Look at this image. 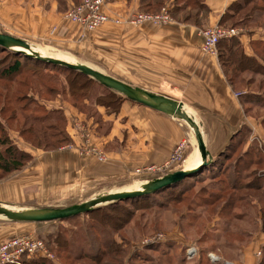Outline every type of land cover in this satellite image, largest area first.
Returning <instances> with one entry per match:
<instances>
[{"label":"crops","instance_id":"1","mask_svg":"<svg viewBox=\"0 0 264 264\" xmlns=\"http://www.w3.org/2000/svg\"><path fill=\"white\" fill-rule=\"evenodd\" d=\"M234 1L204 0L210 11L201 27L170 14V20L164 24H132L124 18L140 11L139 0H106L104 11L119 17L120 22L109 21L89 31L64 16L69 0H0V32L21 37L38 47L58 46L95 54L98 67L101 63L108 66L98 69L101 72L181 102L200 125L206 149L213 158L242 125L259 134L254 119L246 115L237 91L228 82L217 54H204L200 50L202 29L218 24L221 14ZM239 35L246 55L253 54L252 41L263 38L261 32ZM68 105L64 106L66 118L80 122L89 134L98 136L90 126L91 119L72 106L66 108ZM113 123L110 136L97 138L101 145L113 139L118 146L107 151L105 161L99 162L72 149L59 156V161L54 160L55 170L64 169L77 181L93 180L98 175L129 177L136 166L164 161L176 142L191 139L193 134L184 121L127 99L122 102L119 115L113 117ZM186 156L181 168L198 164L196 147L190 145ZM28 165L0 179V202H15L14 199L25 197L39 181V170ZM9 222L6 232H0V242L34 229L30 222ZM263 244L264 232L258 230L254 239L240 249L238 262L258 264L261 257L255 252Z\"/></svg>","mask_w":264,"mask_h":264},{"label":"trees","instance_id":"2","mask_svg":"<svg viewBox=\"0 0 264 264\" xmlns=\"http://www.w3.org/2000/svg\"><path fill=\"white\" fill-rule=\"evenodd\" d=\"M69 1L68 8L79 2V0ZM164 6L172 17L192 22L201 27H204L207 22L210 11L204 0H139V10L143 12L155 13ZM218 24L227 27L259 25L263 29L264 37V0H235L221 14ZM239 36L219 40L217 43V57L228 82L237 91L244 112L252 117L250 115L252 109L264 108V95L247 89L246 91L239 90L238 85L245 84L247 88L250 83H255L259 91L261 85L264 84V41L251 43L254 48L253 54L246 55ZM256 77H258V80H256ZM96 87L103 90L102 94L104 93V96H95L94 89ZM62 95L67 96L66 101L70 100L80 111H89L83 101L84 99L89 100L91 96H95L94 99H96L97 104H104L102 100L108 98L109 102H106V104L115 105L118 108L127 99L78 70L43 61L0 46V179L21 169L32 159L30 153L18 148L12 142L6 132V126L16 128L25 141L43 150L56 149L71 142V137L65 130L66 116L63 110L47 109L45 104L41 102V99H44V101L52 100ZM260 121L264 126V116ZM245 130L249 131L250 128L242 125L231 136L224 148L212 158V161L204 166L202 172L198 171L194 175L185 177L183 180L157 192L141 195L140 198L147 199L163 190H167L173 194L175 193L172 195V200L181 203L184 201V195L191 192L192 187L195 186V184L193 186L191 184L197 181L202 182V178L207 177L210 181L206 184L209 186L208 191L199 200L203 213L207 207L215 208L216 203L220 200L223 201L218 211L220 215H223L225 210L231 209L233 211L235 206L237 208L239 205H236V203L244 202L248 207L254 208L255 223L259 231L264 232V173L256 170L250 171L251 167L264 163V151L260 150L256 144H251L249 147L242 149L241 153L236 154L237 149L244 143L242 134ZM224 178L226 179L224 180ZM243 190L259 193L257 205L249 199V193H239ZM199 191L197 190L198 193ZM227 191L230 192L225 198ZM133 199H137V197L101 205L83 214L89 215L92 219L99 218L111 225L115 229L114 231H117L124 228L133 219V210H129L123 204V202H131ZM148 202L150 205L156 204ZM160 209L162 212H167L169 216L174 213V208L170 209L167 203L161 204ZM80 215L66 220H73ZM200 215H202L201 212L197 213L196 216L193 214L191 217L194 218L195 216V219H197ZM236 217L238 216L236 215ZM188 218L190 216L179 218V220L183 222V219L187 220ZM140 220L141 218H138L135 224L139 226ZM144 224H142V228L145 230L146 225ZM90 227L99 230L98 227L92 224H90ZM64 232H66L65 229L53 237L48 235L49 238L46 241L47 245L51 246L50 250L55 247L54 251L55 253L58 252L56 255L63 264L121 263L119 257L122 256L123 246L112 238L103 240L102 246L96 249L89 244L86 247H76L73 238L63 235ZM235 234L242 235L240 232H235ZM248 234L250 235V232ZM169 242H166L165 245L170 246ZM159 246H161L160 242L155 243L151 248L158 251ZM261 250L262 255L258 264H264V244L261 246ZM140 259L142 260L141 256ZM208 260L209 258H207ZM183 262L184 258L182 257L177 262H173L168 254L165 258L166 264H182ZM22 263L55 264L52 260L47 259L46 255L41 254L23 255ZM207 264L218 263L208 261Z\"/></svg>","mask_w":264,"mask_h":264},{"label":"rangeland","instance_id":"3","mask_svg":"<svg viewBox=\"0 0 264 264\" xmlns=\"http://www.w3.org/2000/svg\"><path fill=\"white\" fill-rule=\"evenodd\" d=\"M240 28L242 29V33L246 32L252 34L253 32H261L263 36V29L259 25L240 26ZM258 28H260V30ZM261 40L264 41V37L262 39H254L252 43ZM41 48L48 49L49 52L51 51L50 53H52V55L54 54L53 52L59 54L58 56L54 55L56 57L65 56L67 60L85 63L96 69H105L108 67L107 64H102L101 62L102 66L98 67L95 54L74 52L73 50L59 48L58 46H41ZM253 50L254 48L252 47V51ZM256 80H258V77H256ZM238 88L239 90L246 91L247 89L248 91L259 92L264 95V84L261 85L259 91L255 83H250L247 88L245 84L238 85ZM102 92L103 90L98 87L94 89V93H96L95 96L103 95L104 93L102 94ZM95 96H91L89 100L84 99L83 101L89 111L78 110L70 100L66 101L67 96L64 97L63 95L57 96L52 100L44 101V99H41V102L45 104L47 109H62L63 112L64 106L68 105L64 103H69L66 108L72 106L79 113H83L87 118L91 119L90 126L96 130L98 136L88 134L83 131L81 127L73 128L72 118L68 120L66 118L64 126L66 132L71 137V142L61 145L56 149L43 150L25 141L19 135L16 128L6 126V132L12 142H14L18 148L32 155V159L26 163L25 166L28 164L34 165V168L39 170L40 176L39 181L31 188L32 190L30 189L25 193V197L14 199L15 202L11 201L4 204L13 208L64 207L81 203L97 195L106 194L107 192L136 188L140 183L149 178L157 177L166 172L183 169L181 167H183L182 165L187 157L186 154L190 145L191 148L193 147L195 149L196 147V145L194 147L195 139L193 134L191 139L187 138L176 142L164 161L161 163L136 166L133 169V174L129 177L109 178L103 176L104 178H102L98 175L96 178L93 177V180L82 178L77 181L70 178V172L65 173L64 169L60 170L58 167L55 170L52 163L59 161L61 157H58L62 156L66 151L76 149L83 156H91L95 160L103 162L108 158V150L118 149L115 140L107 139L106 143L101 145L97 141V138H101L103 135L104 137L110 136L112 134L113 125L115 123H113V117L119 115L121 107L118 108V106L106 104V102H109L108 98L102 100L106 105L102 103L97 104L95 101L96 99H94ZM56 102L61 103L55 105ZM250 115L254 119V124L259 128V134L254 133L256 131L252 129L249 131L245 130L242 134L244 143L237 149L236 154L241 153L242 149L249 147L251 144H256L260 150L262 149L264 151V126L260 121L262 116H264V108L252 109ZM123 121L124 120H121V122ZM77 123L81 124L79 122ZM181 143H186L182 158L177 161H170L176 146ZM93 148L100 149L106 156L105 160H99L92 152ZM147 166H152L153 172L137 173L135 171L137 168H144ZM255 170L264 173V163L256 167H251L250 169V171ZM59 175H62V177H59ZM202 179L204 182L197 181L191 184L192 186L195 184V186L192 187L191 192L184 195V201L181 203L172 200V195L175 193L173 194L167 190H163L147 199H142L140 196H137V199H133L131 202H123V204L127 206L126 208L133 210L134 217L124 228L117 231H114L115 229H113L111 225L99 218L92 219L89 215L82 214L73 220L64 219L60 221L30 222L34 225V229L32 232L28 233L32 234L36 239L42 240L48 254L47 259L52 260L55 264H63V262L57 257L56 254H58V252L55 253V247L53 250H50L51 246L49 244L47 245L46 241L49 236L53 237L59 232H63V229L66 230L63 235L72 237L74 246L76 247H86V245L89 244L92 248L96 249L101 247L103 240L108 238H112L115 242L122 244L123 253L122 256L119 257L121 258L120 264H166L165 258L167 254L172 258L173 262H177L180 257L184 258L182 264H207L208 261L225 264L228 260L238 261L242 246L251 242L252 238L254 239L259 230L255 223V210L253 207H248L246 203L240 202L236 203V205H239L237 208L235 206L233 211L231 209L225 210L224 214L220 215L218 211L223 202L220 200L216 203L215 208L211 209L207 207L203 213V208L199 200H201V196L208 191L209 186L206 184L210 181L207 177H203ZM225 179L226 178H224V180ZM197 190H200L199 193ZM228 192L230 191H227L225 198ZM239 193H249V199L253 200L255 205H257V200L259 198L258 192L243 190L239 191ZM19 200H23L24 202H18ZM148 201L156 204L150 205ZM164 203L169 204L170 209L174 208V213H171L170 216L167 212H162L160 209L161 204L163 205ZM200 212L202 215L195 219L197 213ZM193 214H195L194 218L191 217ZM236 215L238 217H236ZM187 216H190V218L187 220L183 219V222H180L179 218ZM241 216L243 217L240 218ZM138 218H141L139 226L135 224ZM9 224V221L0 217V232L5 233ZM90 224L98 227L100 231L91 229ZM142 224L146 225L145 230L142 228ZM235 232H240L242 235L235 234ZM248 232H250V235ZM168 241H170V246L165 245ZM158 242H160L161 246L158 247V251H154L151 247ZM92 251H94V249H92ZM207 258H209L208 261Z\"/></svg>","mask_w":264,"mask_h":264},{"label":"water","instance_id":"4","mask_svg":"<svg viewBox=\"0 0 264 264\" xmlns=\"http://www.w3.org/2000/svg\"><path fill=\"white\" fill-rule=\"evenodd\" d=\"M0 46L19 51L23 54L33 56L37 59L54 64H60L70 69H75L83 74L97 80L103 86L118 92L128 100L142 104L156 111L184 121L192 130L196 147L199 153V162L192 168H183L167 172L161 176L152 177L140 183L138 187L116 190L106 194L97 195L92 199L81 203L71 204L64 207H30L13 208L0 202V217L14 222H46L53 220L68 219L92 209L115 201L127 200L129 198L154 193L162 188L175 184L185 177H190L201 171L204 166L212 161V156L206 149L204 139L200 130V125L190 116L182 106V103L172 98L144 90L137 86H132L116 79L100 70L81 62H72L63 58L44 55L38 51L37 46L27 40L7 33L0 32Z\"/></svg>","mask_w":264,"mask_h":264},{"label":"built area","instance_id":"5","mask_svg":"<svg viewBox=\"0 0 264 264\" xmlns=\"http://www.w3.org/2000/svg\"><path fill=\"white\" fill-rule=\"evenodd\" d=\"M106 0H79L77 4L71 5L64 16L69 20L80 24L86 30L92 31L103 25L106 22H120L119 17L111 16L104 11ZM126 22L132 24H139L150 22L155 25L164 24L170 20L168 9L164 6L158 12H143L138 11L130 16L124 18ZM242 29L237 26H221L219 24L209 26L202 29V42L200 50L204 54H217V43L221 39L230 38L239 35ZM80 123V122H79ZM72 127L81 129L89 134L86 126L78 124L77 121L72 120ZM186 143H181L176 146L174 154L170 161L180 160L183 156ZM92 152L99 160H105V154L98 148H93ZM137 173L153 172L152 166L144 168H137ZM167 173V172H166ZM165 174V173H164ZM163 175V174H161ZM159 175V176H161ZM46 255L47 251L42 240L36 239L32 234H17L0 242V264H23V255ZM256 256H261V250L256 251ZM225 264H245L233 261H226Z\"/></svg>","mask_w":264,"mask_h":264},{"label":"bare ground","instance_id":"6","mask_svg":"<svg viewBox=\"0 0 264 264\" xmlns=\"http://www.w3.org/2000/svg\"><path fill=\"white\" fill-rule=\"evenodd\" d=\"M37 49H38V51H40V53H42V54H46V55H51V56H54V55H59V54H55V52H53L54 54L52 55V53H50L49 51H48V49H43V48H41V47H37ZM54 57H56V56H54ZM59 58H63V59H65V60H67V58L65 57V56H60ZM68 61H71V60H68ZM203 171V170H202ZM201 171V172H202Z\"/></svg>","mask_w":264,"mask_h":264}]
</instances>
